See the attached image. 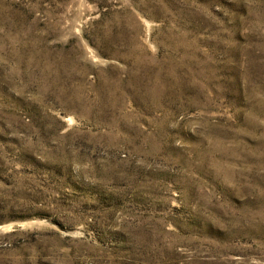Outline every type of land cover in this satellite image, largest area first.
I'll return each instance as SVG.
<instances>
[{
  "label": "rangeland",
  "instance_id": "374dc122",
  "mask_svg": "<svg viewBox=\"0 0 264 264\" xmlns=\"http://www.w3.org/2000/svg\"><path fill=\"white\" fill-rule=\"evenodd\" d=\"M0 264H264V0H0Z\"/></svg>",
  "mask_w": 264,
  "mask_h": 264
}]
</instances>
